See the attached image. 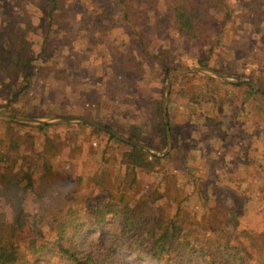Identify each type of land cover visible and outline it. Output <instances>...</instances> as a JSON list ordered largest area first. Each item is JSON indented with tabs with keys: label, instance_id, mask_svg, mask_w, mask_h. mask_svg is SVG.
<instances>
[{
	"label": "rangeland",
	"instance_id": "1",
	"mask_svg": "<svg viewBox=\"0 0 264 264\" xmlns=\"http://www.w3.org/2000/svg\"><path fill=\"white\" fill-rule=\"evenodd\" d=\"M59 1L52 22L48 0H0L1 112L43 119L87 116L164 151L161 107L172 70L206 65L232 78L253 79L264 95V0H186L194 13V37L179 33L172 18L178 0H127L126 10L115 0ZM31 59L33 75L48 72L47 77L26 80L23 66ZM168 117L172 147L156 154L162 158L152 169L123 163L131 144L105 130L80 121L53 125L48 135L56 155L45 153L51 156L50 175L37 162L35 192L27 195L35 217L27 234L32 236L31 222L39 214L51 221V210L65 204L86 217L107 194L96 184L102 183L123 192L130 204L144 200L151 215L179 212L197 234H212L204 226L213 222L241 242L249 244V234L260 233L264 243V113L254 88L202 72L177 76ZM16 123L0 120V151L9 152L20 170L19 161L43 154L47 131ZM17 136L20 148L9 150ZM0 208L11 220V208ZM98 227L81 232V248L98 250ZM45 228L47 243L55 233ZM254 247L260 254L261 245ZM55 257L46 244L36 262ZM109 264L163 263L121 244Z\"/></svg>",
	"mask_w": 264,
	"mask_h": 264
},
{
	"label": "trees",
	"instance_id": "2",
	"mask_svg": "<svg viewBox=\"0 0 264 264\" xmlns=\"http://www.w3.org/2000/svg\"><path fill=\"white\" fill-rule=\"evenodd\" d=\"M48 1L52 4L49 18L54 22L60 1ZM115 1L122 10L127 9V0ZM222 2L223 0H220V4ZM213 5L217 6L214 3ZM172 18L179 33L188 37L195 36L194 13L186 0H178L174 5ZM32 62L34 60L31 59L24 64L25 67L23 66L26 80H30L32 76L36 78L48 76V72L44 75H33ZM199 63L203 64L202 61ZM194 75L201 76L199 73ZM161 112L163 114L162 107ZM161 119H163V142L166 143L167 128L164 116ZM23 126L29 127L26 124L16 123V127ZM37 128L47 131L44 133L47 147L43 154L38 153L26 162L25 159L19 161L20 170L14 169L18 161L13 160L9 152L0 151V164H4L3 170L0 171V203L8 205L13 216L9 220L8 213L0 208V264H109L114 251L121 244L138 255L145 252L163 264H198L193 259L194 255L199 257V264H252L251 262L264 264V243L260 240L262 237L260 233L249 234L251 242L246 244L239 241L237 236H229L223 228L210 222L204 228H210L213 235L197 234L187 224V218L179 216V212L151 215L146 211L144 200L130 204L123 192H112L102 183L96 184H100L99 186L107 191V194L99 196L95 208L89 211L86 217L80 218L78 209L65 204L56 211L51 210V221H47L46 216L41 214L34 218L30 230L32 236H29L26 231L27 224L35 214L32 216L27 208V195L35 192L37 162L42 161L43 174L50 175L53 166L51 156L53 158L56 155V151L52 153L50 151L57 146L54 139L48 135V131L54 129L53 125L44 124ZM94 131L102 132V129L94 128ZM107 134L115 138L111 133L107 132ZM20 140L21 137L17 136L16 142L9 145L8 149L20 148L22 144ZM130 146L131 149L125 151L122 156V162L129 166L152 169L162 158L137 146ZM46 152L51 156L45 155ZM67 206L69 208L65 211L64 207ZM112 219H115V226L106 229L105 225ZM96 225L101 229L97 239L98 250L81 248L77 237L86 227L94 228ZM45 226L55 233V237L47 243L43 240L46 237ZM46 244L53 246L56 257L37 263V254ZM201 244L203 247L200 249L198 245ZM254 245H261L260 254L255 253Z\"/></svg>",
	"mask_w": 264,
	"mask_h": 264
},
{
	"label": "water",
	"instance_id": "3",
	"mask_svg": "<svg viewBox=\"0 0 264 264\" xmlns=\"http://www.w3.org/2000/svg\"><path fill=\"white\" fill-rule=\"evenodd\" d=\"M192 72L207 73V74L218 77L227 82H233L237 84L247 83L251 85L256 91V96H257L259 105L264 113V95L261 92L259 85L257 84L256 81H254L253 79H248V78H244L241 76H234V78H232L215 68H212L206 65H195L191 67L172 70L167 77V83H166L165 95H164V101H163V113H164V119H165L166 128H167L168 144H167V149L164 151H158L157 149H154L149 145L134 141L122 135L121 133L117 132L116 130L108 127L106 124L94 118L87 117V116L75 115L71 117H60L56 119H43V118H32V117H29V118L28 117H14V116H11L9 114H6L0 111V120L15 121V122L24 123L27 125H44V124L55 125V124L68 123L72 121H80V122L88 123L98 129L105 130L111 133L112 135H114L117 139L127 142L133 146H137L145 151H149L152 153V155H156V154L164 155V154H167L172 147V137H171V131H170L169 117H168V102H169L172 80L177 76L185 75V74L192 73Z\"/></svg>",
	"mask_w": 264,
	"mask_h": 264
}]
</instances>
